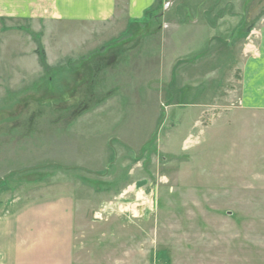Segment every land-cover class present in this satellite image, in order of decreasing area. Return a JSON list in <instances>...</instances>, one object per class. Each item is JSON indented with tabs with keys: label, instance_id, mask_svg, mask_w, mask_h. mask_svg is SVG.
I'll return each mask as SVG.
<instances>
[{
	"label": "rangeland",
	"instance_id": "1",
	"mask_svg": "<svg viewBox=\"0 0 264 264\" xmlns=\"http://www.w3.org/2000/svg\"><path fill=\"white\" fill-rule=\"evenodd\" d=\"M47 1L0 19V217L49 198L32 216L54 264H264V116L180 102L226 62L160 80L162 16L67 20Z\"/></svg>",
	"mask_w": 264,
	"mask_h": 264
},
{
	"label": "crops",
	"instance_id": "2",
	"mask_svg": "<svg viewBox=\"0 0 264 264\" xmlns=\"http://www.w3.org/2000/svg\"><path fill=\"white\" fill-rule=\"evenodd\" d=\"M38 1L0 0V19L30 15L37 10L38 4L42 3ZM47 2L54 3L57 8L64 7L60 11V17L63 19L88 20L99 24H106L116 18L142 20L147 11L162 2L159 12L156 13L162 16L164 24L163 28L159 27L157 30L161 32L158 33L161 39L158 53L163 64L162 68L159 64L160 80L170 77L168 82L173 80L182 83L183 79L193 74L200 76L199 68L207 61L215 64L226 62V69L217 72L219 78L217 77L211 87L215 89V85L217 91L206 94L201 87H185L180 93L181 106L195 108L200 114L204 112V108H213L222 111L232 109L233 113L247 112L255 117L264 116V16L259 17L260 7L254 5L255 2L194 0L192 3H195L198 9L183 12L177 11L178 0ZM221 2L225 5L218 11L217 5ZM175 8L176 13L171 14ZM167 13L171 15L168 16ZM226 53L227 58L224 59ZM191 66L194 67L192 73L188 71ZM221 84L222 89H219ZM205 97L207 100L211 98L212 101H206L205 104ZM48 199L36 200L37 206L34 207L20 208L17 218L0 217V264H54L43 261V258L49 257L52 252L43 250V243L36 240L39 222L33 220L36 216H32L34 213H46L44 210H38V206L41 207L42 201ZM53 206L43 205V209L49 211Z\"/></svg>",
	"mask_w": 264,
	"mask_h": 264
},
{
	"label": "trees",
	"instance_id": "3",
	"mask_svg": "<svg viewBox=\"0 0 264 264\" xmlns=\"http://www.w3.org/2000/svg\"><path fill=\"white\" fill-rule=\"evenodd\" d=\"M161 3H162V2H158V3L155 5V7H154L152 10H150V12L153 13V16L156 15V13H154L155 10H156V12L159 11L158 9H159L160 6L162 5ZM40 46H41V45H40ZM36 51H37V53H38V55H39V60H40V63H41V65H42V67H43L45 70L49 71V70H50V67H49L48 64H47V58H46V54H45V52L43 51V49L36 50Z\"/></svg>",
	"mask_w": 264,
	"mask_h": 264
}]
</instances>
